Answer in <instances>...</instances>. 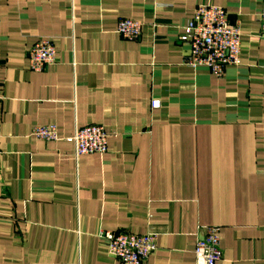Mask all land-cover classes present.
I'll list each match as a JSON object with an SVG mask.
<instances>
[{
    "label": "crops",
    "instance_id": "obj_1",
    "mask_svg": "<svg viewBox=\"0 0 264 264\" xmlns=\"http://www.w3.org/2000/svg\"><path fill=\"white\" fill-rule=\"evenodd\" d=\"M262 2L0 0V264H123L103 231L155 232L145 264H197L206 225L220 229L215 264H264ZM202 4L241 29L222 76L185 63ZM122 18L143 22L138 38ZM40 39L58 62L34 71ZM47 124L58 140L31 134ZM90 124L108 150L77 156L67 138Z\"/></svg>",
    "mask_w": 264,
    "mask_h": 264
},
{
    "label": "built area",
    "instance_id": "obj_2",
    "mask_svg": "<svg viewBox=\"0 0 264 264\" xmlns=\"http://www.w3.org/2000/svg\"><path fill=\"white\" fill-rule=\"evenodd\" d=\"M260 23L264 35V0L260 10ZM143 22L122 18L117 23V31L122 37L135 39L141 35ZM180 39L190 46L185 63L193 68L208 67L215 75L222 76L227 65L239 63L242 50L241 29L232 22L226 9L214 5H199L192 18L184 26ZM29 65L34 71H41L58 62L55 44L49 39L38 40L28 50ZM155 100L153 107L159 106ZM31 134L45 141L59 139L55 124L35 126ZM67 140L74 146L77 156L90 153L104 154L108 150L109 133L102 125L90 124L75 130ZM201 238L195 247L197 264H215L222 257L220 229L206 225L200 228ZM101 237L109 253L119 258L123 264H145L147 258L157 250L155 232L135 234L128 232L103 231Z\"/></svg>",
    "mask_w": 264,
    "mask_h": 264
}]
</instances>
